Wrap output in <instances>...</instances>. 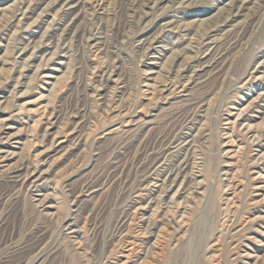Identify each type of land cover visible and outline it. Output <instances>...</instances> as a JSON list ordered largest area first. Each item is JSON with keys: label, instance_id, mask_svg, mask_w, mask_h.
Listing matches in <instances>:
<instances>
[{"label": "rangeland", "instance_id": "374dc122", "mask_svg": "<svg viewBox=\"0 0 264 264\" xmlns=\"http://www.w3.org/2000/svg\"><path fill=\"white\" fill-rule=\"evenodd\" d=\"M36 4L33 14L26 9ZM77 10L63 19L60 0H0V58L11 72L7 82L0 75L9 108L0 119L15 115L7 122L10 134L20 130V144L10 140L2 148L16 153L12 164L19 155L31 161L44 156L36 163L44 177L40 192L5 183L0 165V264L11 252L30 250L39 231L45 241L27 254V264H119L129 247L128 264H264V191H253L264 187V160L258 157L264 137L258 147L246 146L238 134L243 127L231 133L224 120L230 112L234 121L247 106L252 127L264 120V0H81ZM28 37L33 43L19 59ZM50 42L57 48L45 52ZM212 52L217 65L205 69L197 86L170 85L178 71L192 77L199 57L207 61ZM55 75L61 77L56 84ZM47 104L58 118L52 131L68 127L72 134L62 138L63 150L48 152L41 143ZM201 104L208 109L198 118ZM21 105L27 111L16 115ZM35 119L42 122L39 136L22 148ZM191 123L193 130L203 124V132L189 151L176 150ZM237 152L241 163L231 158ZM187 156L193 159L186 172L204 183L201 195L175 199L166 215L171 223L129 245L130 237L144 232L138 217L130 221V209L150 193L155 198L152 185ZM254 160L263 171L251 170ZM158 161L165 166L160 171L154 168ZM86 185L96 193L72 206L70 193ZM37 193L54 197L58 211L36 207ZM125 229L129 236L122 244Z\"/></svg>", "mask_w": 264, "mask_h": 264}, {"label": "bare ground", "instance_id": "6f19581e", "mask_svg": "<svg viewBox=\"0 0 264 264\" xmlns=\"http://www.w3.org/2000/svg\"><path fill=\"white\" fill-rule=\"evenodd\" d=\"M61 3H62V10H63V14L61 15V18H66L68 17L69 15H72L74 12L78 11L77 9L80 7L81 5V0H60ZM244 1H247V0H244ZM244 3V2H243ZM36 6H38L37 4L34 5L32 8H26V9H30V13H34L35 11V8ZM48 6V5H47ZM61 6V5H60ZM27 7V6H26ZM29 13V14H30ZM24 16V15H23ZM62 22V21H61ZM67 23V21H66ZM64 24V23H63ZM62 25L59 24V26H61L60 28H62ZM64 31V30H63ZM62 31V32H63ZM197 31V30H196ZM15 32V31H14ZM216 32V31H215ZM66 33V32H65ZM208 36V35H207ZM32 38L33 35L31 36ZM31 37H28V39H26V41H21V45L22 47L19 48V59L22 58L30 49V45L33 43V40L31 39ZM43 37V35H42ZM206 36L202 37V54L203 56H207V54H205V51H207L210 46L207 45V42H208V38ZM50 38V37H49ZM200 38V37H199ZM51 39V38H50ZM159 39V38H158ZM157 39V40H158ZM200 40V39H199ZM49 41V40H47ZM52 41V40H51ZM201 41V40H200ZM120 42V41H119ZM156 42V41H155ZM199 43V42H198ZM50 46H46L48 47L47 51H50L52 48H57V46H54L52 45V43L50 42L49 44ZM150 45V44H149ZM34 46V45H33ZM5 47V46H4ZM207 47V48H206ZM7 47H5L6 49ZM35 48V47H34ZM93 48V47H92ZM141 48V47H140ZM206 48V49H205ZM139 49V48H138ZM32 50V49H31ZM53 51V50H52ZM80 51V50H79ZM157 51V50H156ZM40 53V52H39ZM51 53V52H50ZM207 53V52H206ZM175 54V53H174ZM173 54V55H174ZM54 55V54H53ZM63 57H65V55H63ZM30 58V57H29ZM21 59V63H19L21 65V69H25L24 65H27V61L28 59ZM208 58L207 61H205V57L204 59H202L201 57H199V61L197 62V69L194 70V72L192 73V77H188L187 79L184 78V76L181 75V73H183L184 71H182L181 73L176 72L175 73V78L173 79H176V82H170V85L174 88H176L177 85L180 84L181 86V89L182 90H186V86H191L190 89L192 87H195L197 86V84H199L198 82L201 80L202 78V73L205 72L206 70H209L211 69L214 65H217V62H218V59H214V56H213V52L208 56L206 57ZM179 59V58H178ZM174 60V59H173ZM192 60V59H191ZM196 60V59H195ZM63 61V58L61 60V63L59 65H64L65 63L62 62ZM190 61V59H189ZM67 62V61H66ZM7 62L5 61V59L3 60L2 58H0V67H1V70H0V75L4 74L5 75V78L3 79L2 82H7L8 78L6 77V75H8V73H11L9 72L10 69H4V65H6ZM189 64V63H188ZM3 68V69H2ZM165 68V67H164ZM195 69V68H194ZM206 69V70H205ZM59 69H57L56 71H58ZM165 70V69H163ZM169 70V69H168ZM167 70V71H168ZM191 69H186L185 72H188L190 71ZM105 71V70H104ZM112 71V70H111ZM164 72V71H163ZM185 74V73H184ZM168 76V75H167ZM201 76V78H200ZM48 77V78H51V75H45V78ZM14 78V77H13ZM61 77L60 76H56L53 78V81L58 83L59 79ZM200 78V79H199ZM109 79H110V75H108V77L106 76V78L103 79L102 83L107 86L108 83H109ZM172 80V79H171ZM186 82V84L183 85V82L184 81ZM168 81V80H167ZM113 82V81H112ZM166 82V81H165ZM32 83V82H31ZM2 84V83H0ZM203 84V83H202ZM6 85V83L4 84ZM9 85V84H8ZM18 85V83H17ZM58 85V84H57ZM12 87V86H11ZM17 87V86H16ZM56 87V86H55ZM6 87L3 86V87H0V99L3 98L2 101H0V111L3 112V113H6V109H9L8 108V96L5 97L4 93L7 91H5ZM11 90V89H10ZM52 91V89H51ZM50 91V92H51ZM106 91V90H105ZM11 94L12 92L9 91ZM9 93V95H10ZM52 94V93H51ZM95 95V94H94ZM14 98V97H13ZM260 97L258 96L256 99H259ZM112 99V98H111ZM13 100V99H12ZM52 102V101H51ZM104 104V103H103ZM4 107H1L3 106ZM112 105V104H111ZM206 105V104H205ZM250 106V105H249ZM12 107H13V104H12ZM19 108H17L16 110H18V112L16 113V115H19V113H22L23 112H26L27 110L24 109V107L21 105V106H18ZM53 107V106H52ZM108 107V106H107ZM199 109H202L201 111H199V113L202 115L203 113L205 114V112L207 111L208 107L206 105L205 109H204V106L203 104H201L199 106ZM249 109V107L247 106V108L244 110V111H240L238 112V114H236L235 116V120L232 121V118L234 116L231 115L230 112H228L226 115L228 118L224 119L228 125H232V127L230 128V130H232L233 132L231 133H234L235 132V127L236 126H240V127H243L242 128V131L241 132H238L239 136H242V140L245 142L244 144L246 145L247 143H250L249 145H252L254 147H258V145L260 144L259 141L260 139L262 138V135L264 137V120L261 124L257 125L256 127H252V125H250L249 123V117L246 116V113L244 115V112H247ZM25 110V111H24ZM112 110V109H111ZM53 112H56V111H53V109L50 108V105L48 106H44L42 108V115L46 116V115H49V119L47 120V122H45V124L42 125L41 127V143H46L49 147H48V152H54V151H59L58 149H62L63 148V141H62V138L63 139H68L69 137L71 138V135L72 134H69L68 132V127H61L58 129V131H52V129H54L56 127V123H57V117L55 115H53ZM29 113V112H28ZM92 113V112H91ZM8 114V117L6 118H3V119H0V165H1V168L3 170H1L3 173H4V180H6L5 183L7 184H10L11 187L13 188H17V189H22L24 190L23 188H26L28 190V192H40V189L43 187V180H44V177L42 176L43 174L42 173H39V170H38V160L41 159L43 156V153H39L37 154L38 156H36L34 158L33 161H31L30 159H24L22 158L21 155H19V159L15 161V163H10V160L9 158L10 157H13V159H15L14 155H16V153L14 152H10V151H6L4 150L2 147L5 146V145H10L9 144V141L10 140H15V144H20V139H16L15 137L18 135V133L20 132V130L16 131V133H12L10 134V130L12 129V127L10 126V123L8 124L7 122L8 121H11V120H14L15 119V115H9V112L7 113ZM12 114V113H11ZM40 114V113H39ZM197 115L198 118H203V115ZM57 115V114H56ZM125 115V114H123ZM225 115V116H226ZM14 118H13V117ZM191 116V115H190ZM96 117V116H95ZM224 117V116H223ZM231 117V118H230ZM38 118V117H37ZM40 118V117H39ZM42 118V117H41ZM40 118V120H41ZM60 118V117H59ZM190 118V117H189ZM30 119V118H29ZM86 119V118H85ZM31 120V119H30ZM39 119H35V121H33V125L31 126V132L29 131V137L31 138L30 140H26L25 143H22L21 146H23L22 148H25L26 146H28L31 142V140L33 139L34 142H35V139L37 136H39L37 134L36 136V133H37V128H40L41 126V121ZM70 120V119H69ZM202 120V119H201ZM46 121V119H45ZM41 122V123H40ZM76 121H74L75 123ZM194 124V122H192ZM189 124V126H187L185 129L187 132H185L183 135L184 137L181 138V141L176 144V147H174L176 150H182L183 149H186V150H190L192 148V144H194V138H197L201 135V133L203 132V128H202V125L203 124H199V128L197 129L196 127H194V130H193V124ZM197 123H199V121H197ZM58 124V123H57ZM73 124V123H72ZM28 125V124H27ZM69 126V125H67ZM72 126V125H71ZM70 128V127H69ZM197 129V130H196ZM77 130V128H76ZM22 131V130H21ZM75 131V129H74ZM73 131V132H74ZM9 132V133H7ZM40 131H38L39 133ZM189 132V133H188ZM195 133V134H194ZM230 133V134H231ZM9 134V135H8ZM194 134V135H193ZM257 134V136H256ZM70 135V136H69ZM225 135H228L227 133ZM63 136V137H62ZM248 138H247V137ZM25 137V136H24ZM28 137V135L26 136ZM229 141L227 142V144H229L230 146L234 145V142L231 140V137L230 136H227ZM40 138V137H39ZM171 139V138H170ZM246 139V141H245ZM17 140V141H16ZM72 140V139H71ZM252 140V141H251ZM38 141V140H37ZM40 141V140H39ZM70 141V140H69ZM159 141V140H158ZM85 141H83L84 143ZM80 143V142H79ZM82 143V142H81ZM37 145V143H35ZM86 144V143H85ZM167 144V143H166ZM175 145V144H174ZM242 145V144H241ZM248 145V144H247ZM246 145V146H247ZM34 146V144L32 145ZM194 146V145H193ZM251 146V147H252ZM30 147V146H28ZM235 147V146H234ZM253 148V147H252ZM24 150V149H23ZM63 150V149H62ZM245 150V149H244ZM248 151V150H247ZM234 152V151H233ZM175 153V152H174ZM180 153V152H179ZM193 153V152H192ZM238 155H236V153H234L231 158L235 160L236 163L240 162V159L242 158L241 156V153L240 152H237ZM243 153V152H242ZM48 155V154H46ZM194 155V153H193ZM241 155V156H240ZM191 156V155H190ZM247 156V154H246ZM183 157V156H182ZM194 157V156H193ZM260 157L259 159L261 160H264V155H261V156H258ZM27 158V157H26ZM37 158V159H36ZM153 159V157H152ZM191 159L193 158H190L189 156L187 157H184V159L179 163V167L176 169V170H168L167 172H165V177L164 179L160 182V181H157V182H153L152 184V190L153 192H157V195L156 197L154 198V195L152 193L149 194V196L147 197V199H142L141 200V203H138L136 206L132 207L130 210H132L131 212V217H130V221H133L138 217V224H140V228L141 227H144V232L142 233H139L137 234V236L135 237H130V241H128L127 243H129V245L133 246V244L136 245V243L138 242V237L142 238L143 237H146L148 235H151V236H154V233L157 231V232H161L163 230V227L168 224L171 223V221L168 219V217H166L167 213H168V210L172 208V206L175 204V199L179 198V197H182L183 195H185L184 197L187 198V196H191V195H199L200 192H198L200 189L199 187L201 186V184L204 185V183H202L201 181H198L197 178H195L196 176H193L191 174H188L186 172V169L187 167L189 168V163H191ZM195 159V158H194ZM194 161V160H193ZM161 161H158L155 165L154 168H159L158 170L160 171L162 169V167H165L164 164L160 163ZM249 162V161H248ZM38 165H37V164ZM195 163V162H194ZM241 163V162H240ZM252 164V162H250ZM249 163V164H250ZM37 165V166H36ZM191 166V164H190ZM232 166V164H231ZM44 167V166H43ZM230 167V164L229 166ZM249 167V166H248ZM251 167V166H250ZM42 168V167H41ZM257 169L259 170L258 172H261L263 171V167H259L257 163H255V160L252 164V169ZM139 171V170H138ZM155 172V171H154ZM189 172V171H188ZM242 172V171H241ZM250 172V171H248ZM247 172V173H248ZM191 173V172H190ZM227 173V172H225ZM158 174V173H157ZM249 175V174H248ZM247 175V176H248ZM2 178V177H1ZM160 179V178H159ZM233 179V178H232ZM58 181V180H57ZM92 181V180H91ZM230 181V180H229ZM250 181H255L254 179L251 178ZM148 182V181H147ZM146 182V183H147ZM232 181H230L231 183ZM2 183V182H1ZM202 185V186H203ZM249 185V184H248ZM6 186V185H5ZM9 186V185H8ZM230 186V185H229ZM228 186V187H229ZM2 187V186H1ZM143 187V186H142ZM155 188V189H153ZM203 188V187H202ZM251 188V187H250ZM146 189V188H145ZM13 190V189H12ZM257 190H262L264 191V187H253V191L256 192ZM96 189H94L93 186H89L86 187L83 186L80 190H78L77 192L75 193H70L71 195H69V197H71L72 199L70 200L71 201V204L72 206L74 205V207L79 204L83 199H87L89 197H91L93 194L96 193ZM144 191V190H143ZM142 191V193H143ZM146 191V190H145ZM10 192V191H8ZM13 192V191H12ZM72 192V191H71ZM74 192V191H73ZM26 193V192H25ZM53 193V192H52ZM83 193V194H82ZM39 195V193H37ZM141 194V193H140ZM139 194V195H140ZM201 195V194H200ZM1 196V195H0ZM41 196V198L37 201V204H36V207L40 208L42 212H50V211H53V210H57L58 211V207L55 205V201H54V197H49L48 195H39ZM55 196V195H54ZM56 197V196H55ZM183 197V198H184ZM196 198V197H195ZM68 199V198H67ZM192 199V198H191ZM262 199L264 200V195L262 196ZM13 200V199H12ZM69 201V200H68ZM7 202V201H6ZM179 202V201H178ZM262 202V201H261ZM14 203V202H13ZM1 204V203H0ZM12 204V203H11ZM18 204V203H17ZM123 204V203H122ZM254 205L257 204V202H254L253 203ZM7 205V203H6ZM5 205V206H6ZM229 205V204H228ZM4 206V205H3ZM10 206V205H9ZM0 208H3L1 207L0 205ZM78 208V207H77ZM148 211H151V215L149 217H146V213ZM173 211V210H171ZM227 212V211H226ZM51 213V212H50ZM81 213V212H80ZM175 213V212H174ZM172 214V212H171ZM227 214V213H226ZM53 216V215H52ZM73 216V215H72ZM172 216V215H171ZM174 216V215H173ZM172 216V217H173ZM260 217V216H259ZM72 218V217H71ZM127 218V217H126ZM69 219V218H68ZM74 219V218H73ZM260 221L263 220V218H259ZM2 221V220H1ZM78 223V222H77ZM183 223V222H182ZM63 224L64 225H67L66 227L70 226L71 225V222H69V220L65 219L63 220ZM125 224V223H124ZM263 224V223H262ZM132 225L131 222L129 223V226ZM145 225V226H144ZM178 226V225H177ZM126 227V226H125ZM124 227V228H125ZM2 228V223L0 222V230ZM127 228V227H126ZM41 229V228H40ZM70 229V228H69ZM79 229V228H78ZM42 230V229H41ZM44 230V228H43ZM76 230V229H75ZM126 230V229H125ZM72 231V230H71ZM165 232V231H164ZM163 232V233H164ZM44 233V231H43ZM42 231H39L38 233H36V236H35V239H34V243L32 244V246L30 247L31 249H27V248H21L20 250L18 251H14V252H11L8 257L5 259V261L3 262V264H27L26 262V257H27V254L32 250V251H35V250H38L41 245L43 244V241L44 240V235H43ZM46 233V232H45ZM75 233V232H74ZM123 233V232H122ZM71 234V233H70ZM230 235V234H229ZM129 236L128 235V230H126L123 234H121V236L119 237V241L120 243H124V238L126 239V237ZM142 236V237H141ZM160 237V236H158ZM232 239V238H231ZM127 240H129V238H127ZM126 241V240H125ZM232 241V240H231ZM233 242V241H232ZM126 244V243H125ZM155 244V243H154ZM13 249V248H12ZM156 249V248H155ZM132 250L130 247L129 249L127 250V254H125L124 256V259L125 261L128 262L129 260V257L132 253ZM31 251V252H32ZM149 252H151L149 250ZM155 252V251H153ZM35 253V252H34ZM85 253V252H84ZM134 253V251H133ZM40 255V252L37 253L36 257L38 258ZM124 255V254H123ZM122 255V256H123ZM151 255V253H150ZM29 256V255H28ZM111 256V255H110ZM118 256V255H117ZM153 256V255H152ZM138 257V256H137ZM150 257V256H149ZM246 257H250V255H246ZM35 259V258H34ZM40 259H36L35 262H33V264H37L39 262ZM121 260H119L118 262H120ZM120 262L119 264H126L127 262ZM146 261V260H145ZM42 261H40V264H41ZM129 263V262H128ZM127 263V264H128ZM143 263H146V262H143ZM141 264V263H140ZM211 264V263H210Z\"/></svg>", "mask_w": 264, "mask_h": 264}]
</instances>
